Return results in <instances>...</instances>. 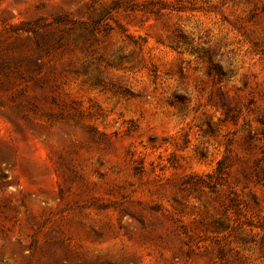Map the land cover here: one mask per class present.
Here are the masks:
<instances>
[{"label":"rangeland","instance_id":"1","mask_svg":"<svg viewBox=\"0 0 264 264\" xmlns=\"http://www.w3.org/2000/svg\"><path fill=\"white\" fill-rule=\"evenodd\" d=\"M0 264H264V0H0Z\"/></svg>","mask_w":264,"mask_h":264},{"label":"trees","instance_id":"2","mask_svg":"<svg viewBox=\"0 0 264 264\" xmlns=\"http://www.w3.org/2000/svg\"><path fill=\"white\" fill-rule=\"evenodd\" d=\"M54 22L56 24L69 25L70 27L66 31H75V26L77 25L76 21L70 20L66 17H59V18L55 19ZM34 25H36V24L34 23L33 26ZM33 26H31V24H29V23H26L24 26L20 27L17 30H24L26 32L34 33V32H36V29ZM78 28L82 29V26L79 24ZM77 36H78V38H80L82 40L83 43H86L89 40V36H91V32H89V33H85V31L80 32L77 34ZM60 41H61V38L56 42V49H59L62 47V44H60ZM35 45L38 48L40 47L37 40H35ZM4 66L7 67V64L5 63ZM37 69H39V66H37ZM224 167H225V160L223 158L220 161H218L217 166H216L215 171H214V176L217 179L220 178V174H221L222 170L224 169Z\"/></svg>","mask_w":264,"mask_h":264}]
</instances>
